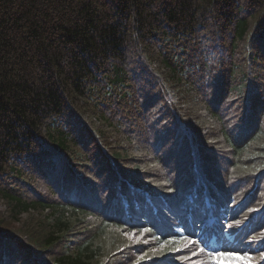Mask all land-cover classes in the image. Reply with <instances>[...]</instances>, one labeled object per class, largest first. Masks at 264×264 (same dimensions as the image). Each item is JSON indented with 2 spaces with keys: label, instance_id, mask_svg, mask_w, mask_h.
<instances>
[{
  "label": "trees",
  "instance_id": "16d2710c",
  "mask_svg": "<svg viewBox=\"0 0 264 264\" xmlns=\"http://www.w3.org/2000/svg\"><path fill=\"white\" fill-rule=\"evenodd\" d=\"M0 264H264V0H0Z\"/></svg>",
  "mask_w": 264,
  "mask_h": 264
},
{
  "label": "snow or ice",
  "instance_id": "6c2138e0",
  "mask_svg": "<svg viewBox=\"0 0 264 264\" xmlns=\"http://www.w3.org/2000/svg\"><path fill=\"white\" fill-rule=\"evenodd\" d=\"M239 223H240V222L237 221V224H239ZM144 231H148V229H144ZM184 239H185V241H186L187 243H194L193 241L188 240V237H185ZM220 255H223V253H217V254H216V256H220ZM245 259H248V258L245 257Z\"/></svg>",
  "mask_w": 264,
  "mask_h": 264
}]
</instances>
